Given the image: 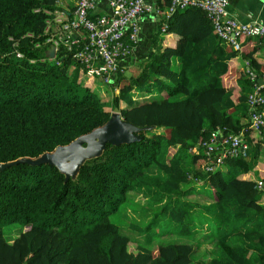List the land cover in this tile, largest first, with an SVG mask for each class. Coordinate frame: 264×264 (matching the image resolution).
Returning a JSON list of instances; mask_svg holds the SVG:
<instances>
[{
  "label": "trees",
  "instance_id": "obj_1",
  "mask_svg": "<svg viewBox=\"0 0 264 264\" xmlns=\"http://www.w3.org/2000/svg\"><path fill=\"white\" fill-rule=\"evenodd\" d=\"M59 1L0 0V162L52 151L105 123L114 109L140 127L139 138L107 142L75 177L47 162L1 168L0 264H192L194 252L202 253L185 239L194 234V218L207 224L216 241V254L201 256L200 264H264V196L253 177L257 170L264 182V130L248 127L253 81L245 72L246 60L258 76L264 72L253 57L260 39L242 37L233 48L198 7L160 15L149 53L117 72L105 101L89 87L96 79L106 81L87 75L71 50L59 46L48 53V36L57 37L58 23L51 20ZM64 2L72 11L76 0ZM167 4L155 0L152 13ZM168 29L180 34L175 44L162 43ZM245 44L250 49L243 54L244 68L229 70V59ZM83 73L85 85L78 79ZM142 94L149 98L140 101ZM215 128L243 133L249 156L227 157L217 169L205 170L206 162H217L220 148L209 155L190 150ZM198 192L208 199L190 198ZM138 193L149 197L145 205L126 224L115 222L114 216L130 213L127 205L137 200L131 194ZM9 224L21 226L11 241L4 233ZM169 224L174 233L164 230ZM138 231L145 232L143 239ZM160 234L180 237L156 240L152 248Z\"/></svg>",
  "mask_w": 264,
  "mask_h": 264
},
{
  "label": "built area",
  "instance_id": "obj_2",
  "mask_svg": "<svg viewBox=\"0 0 264 264\" xmlns=\"http://www.w3.org/2000/svg\"><path fill=\"white\" fill-rule=\"evenodd\" d=\"M99 0H76L72 11H54L58 23L57 37L48 36L47 41L54 47L71 50L72 57L83 64L89 76L102 77L106 83L114 82L118 71L126 67L132 45L138 40L139 21L151 13L154 8L149 0H106V7L99 8ZM229 0H168L162 15L168 17L175 10L187 7L202 9L209 18L213 32L233 48H239L240 38L256 37L260 39L264 54V24L251 20L238 19L228 8ZM51 13V10H47ZM64 16V17H63ZM50 25V20H48ZM166 24L162 25V30ZM21 55L20 52H18ZM245 72L253 81V89L248 93L247 102L248 127L260 132L264 130V77L258 76L251 68L249 60L245 61ZM243 133L226 132L213 129L209 139L191 150L204 149L210 154L219 147L216 163L210 161L203 165L205 170L213 171L223 164V160L233 156H249L250 144ZM207 156L206 158H208ZM254 187L264 196V182L256 177Z\"/></svg>",
  "mask_w": 264,
  "mask_h": 264
},
{
  "label": "water",
  "instance_id": "obj_3",
  "mask_svg": "<svg viewBox=\"0 0 264 264\" xmlns=\"http://www.w3.org/2000/svg\"><path fill=\"white\" fill-rule=\"evenodd\" d=\"M48 53L50 56L54 54L53 46L49 48ZM139 129L140 127L124 120L119 112L112 111L105 123L77 136L67 144L58 145L54 150L43 152L34 158H19L11 162L0 163V165H12L23 160L30 164L47 162L55 165L66 177H75L81 163L86 158L101 153L107 142L119 144L137 140L139 136L136 132Z\"/></svg>",
  "mask_w": 264,
  "mask_h": 264
},
{
  "label": "crops",
  "instance_id": "obj_4",
  "mask_svg": "<svg viewBox=\"0 0 264 264\" xmlns=\"http://www.w3.org/2000/svg\"><path fill=\"white\" fill-rule=\"evenodd\" d=\"M99 1H100L99 8H101L102 10L103 8L106 7V0H99ZM149 1L153 4V7L155 8L154 5L155 0H149ZM58 6H59L58 8H55L56 11L62 10L66 12V9L68 8V5L64 2V0L59 1ZM154 8L151 10L150 14L141 17L139 21L140 29L138 32V40L135 44L132 45V50L128 58L124 60L127 66L133 65V62L137 63L141 58H144L143 56L149 53L150 36L155 27V23L157 22V20H159L160 15H162L165 10V5L162 9V12L161 13L157 12V14L155 15L152 13ZM228 8L229 11H231L238 19L242 21L255 20L264 24V0H229ZM54 11L52 12L53 15L52 19H54L55 16ZM66 14L67 12L65 13V15ZM178 26L180 27V25ZM163 31H165V29ZM161 34L163 37L162 43L166 45L175 44V42L180 36V34L177 31L172 29H168V32H162ZM249 49L250 47L245 44L242 46V49L240 48L236 51L237 54L231 59H229V70L232 68H236V69L244 68L243 54H245ZM253 57L256 58L257 62L261 64V66H264V54L261 45H259V47L255 49V51L253 52ZM260 75L264 77V72H262ZM256 172L257 170H255V173ZM197 226H198L197 219L194 218L192 223V228L195 229ZM196 233H194L191 236L192 240ZM159 236H161L163 239L171 238V236L169 235L165 236L160 234Z\"/></svg>",
  "mask_w": 264,
  "mask_h": 264
},
{
  "label": "rangeland",
  "instance_id": "obj_5",
  "mask_svg": "<svg viewBox=\"0 0 264 264\" xmlns=\"http://www.w3.org/2000/svg\"><path fill=\"white\" fill-rule=\"evenodd\" d=\"M134 64H136V63L133 62V66H134ZM129 73H130V70L129 69H127V70L124 71V75H126V76L129 75ZM78 79H81V82L84 84V81L87 79V76L83 73V74H80V78L78 77ZM83 84H78L77 91H78L79 94H82V93L85 92V89H84ZM89 89L91 90V92H93L94 94H97L99 96L105 95V96H103V98L105 99V101L106 100L109 101L110 96L113 93V87L109 83L103 82L100 79H96L93 82V84L89 87ZM148 98L149 97H148L147 94H144V95L142 94V98L139 99V100L140 101H143V100H146ZM121 106H124V103L121 102ZM113 111L119 112L117 109H114ZM160 130H161V128H155V131L156 132H158ZM263 159H264V155H263ZM0 163H3V162H0ZM5 163H7V162H5ZM9 165L10 164H8L7 166H9ZM7 166L0 165V168H5ZM148 170H150V169H148ZM255 176H256V174L253 173V177H255ZM183 186H185V185H183ZM206 187H208V185H206ZM207 194L209 195V192H207ZM131 195L132 196H135V199H137V200L135 201L134 204L129 203L127 205L128 210H129L130 213H128L124 217H117V215L116 216L113 215L114 216L113 218H114L115 222H117L119 224H122V225L123 224H126L128 222L127 219H129V218H131L133 216L135 217L137 215V213L135 212V209H138L140 205L141 206H144L145 205V199L147 201V198H149V197H146L142 193H138V195H135V194H131ZM204 197H205V195L202 192H198V193L192 194L190 196L191 199L198 200L199 202L202 199H208V198H204ZM145 209L146 208H144V210ZM197 222H199L198 219H197ZM161 226L162 225H157L156 227L149 228L148 229V235L151 236L154 232H156L157 230H159V228H161ZM20 227L21 226L19 224H9V225H7L4 228V230H5L4 233H5L6 238L9 239V241H11L17 235V233L19 232ZM164 230H168V231H170V233H174V224H169L167 227L164 228ZM210 234L211 233L208 231V227L206 229L203 228V227H201L197 231V233L194 235V237H193L194 242H196L195 248H197V249L198 248H202V253H201V256H203L202 260L207 259V258H210L212 255L216 254V248H215L216 241L214 240V238ZM137 235L140 236V237L142 236V239H143V237L145 235V232L138 231ZM165 236H167V234ZM169 236H171V238H169V239H161L160 238L161 236H159V235L154 236L152 238V241H151V247L152 248H155L156 247V243H157L156 240H158V242H160V241H171L172 238L177 239V238L180 237V235H178V234H173V235H170L169 234ZM185 239H187V237H185ZM130 244H131V246H130L131 249L132 248L134 249L136 247V241H132V242H130ZM201 256L199 255V251L197 253L194 252L195 260L193 259V263L192 264H200V262L202 261L200 259ZM198 258H199V260H198Z\"/></svg>",
  "mask_w": 264,
  "mask_h": 264
},
{
  "label": "clouds",
  "instance_id": "obj_6",
  "mask_svg": "<svg viewBox=\"0 0 264 264\" xmlns=\"http://www.w3.org/2000/svg\"><path fill=\"white\" fill-rule=\"evenodd\" d=\"M251 146V145H250ZM250 149V148H249ZM191 152H193V153H197V152H194L193 150H190ZM199 153V152H198ZM244 157V156H243ZM256 177H258L257 175H256ZM206 216H207V214H206ZM206 223H203V222H198V226L194 229V233H196L201 227H203V228H207L206 227ZM187 237V239L189 240H191V242L193 243V244H196V242H194L193 240H192V238H191V236L190 235H188V236H186Z\"/></svg>",
  "mask_w": 264,
  "mask_h": 264
}]
</instances>
